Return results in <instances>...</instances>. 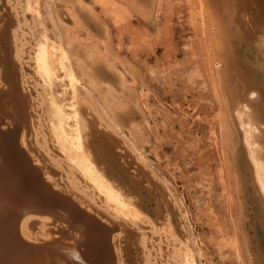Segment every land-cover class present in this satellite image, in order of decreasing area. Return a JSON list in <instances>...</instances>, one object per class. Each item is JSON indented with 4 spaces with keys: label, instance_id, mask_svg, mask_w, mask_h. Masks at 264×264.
I'll return each mask as SVG.
<instances>
[{
    "label": "bare ground",
    "instance_id": "bare-ground-1",
    "mask_svg": "<svg viewBox=\"0 0 264 264\" xmlns=\"http://www.w3.org/2000/svg\"><path fill=\"white\" fill-rule=\"evenodd\" d=\"M69 1L11 0L9 14L0 11V35L6 36L10 22L14 25L5 39L8 42L9 38L13 46L7 50L0 48V125H7L0 128V264H138V257L131 256L134 253L141 255L138 259L143 264H202L196 240L175 228L169 211L172 205L168 209L171 198L161 200L167 192L162 191V185L151 180L150 190L156 203L152 215V210L116 183L94 156L92 150L98 154V143L103 141L107 155L109 146L120 145L125 152L123 159L127 154L139 160L140 165L146 161L141 146L136 140L126 142L121 123L111 114V108L108 111L99 103L90 84L88 87L83 83V72L80 75L72 63L74 49H70L69 36L63 32L64 11L59 9ZM193 3L197 16L195 31H201L204 68L224 112L220 138L224 140L222 145L229 148L228 156L237 173L236 184L241 182L238 155L243 149L252 166L248 165L256 188L264 199V0ZM243 39L256 47L253 64L263 70L261 77L252 69L255 67L242 62L246 60L241 59L243 55H239L237 47ZM28 60L32 69L36 68L44 77L56 75L63 79L53 90L49 89L44 101L31 84ZM64 89L66 96L60 98ZM64 101L74 108L63 109ZM55 148L68 161L61 153L57 158ZM152 176L149 174V178ZM238 185L236 192L242 198L243 189ZM99 197L120 215L109 212L110 217L97 203ZM79 204L108 224L83 211ZM177 204L179 221L184 219L183 223H188L187 213H182L180 202ZM176 206L173 202L172 208ZM259 216L264 224L261 212ZM147 243L153 247L154 256Z\"/></svg>",
    "mask_w": 264,
    "mask_h": 264
},
{
    "label": "rangeland",
    "instance_id": "rangeland-1",
    "mask_svg": "<svg viewBox=\"0 0 264 264\" xmlns=\"http://www.w3.org/2000/svg\"><path fill=\"white\" fill-rule=\"evenodd\" d=\"M10 1L0 0V11H11ZM6 6L10 9L7 10ZM194 6L193 0H70L67 6H60L64 8H59L61 13L64 11L61 15L62 29L69 36L70 49H74L72 63L78 67L76 71L80 75L83 72V83L86 86L90 84L88 87L94 90L91 91L99 103L108 111L111 108V114L121 123V134L126 142L136 140L135 143L141 146L146 161L140 165L139 160L127 154L123 159L125 152L120 145L109 146L107 155L103 141L98 143V154L103 160L95 149L92 152L100 167L127 193L152 210V215L156 205L150 190L152 182H159L164 188L161 190L168 192L161 196L163 202L171 198L168 209L171 205L173 207V202L175 206L180 202L182 213H187L189 222L179 221L176 214L178 204L175 209H169L170 218L179 233L189 234L196 240L202 264H264V224L259 216L261 212L264 218V199L254 183L247 154L241 148L238 169L242 198L236 192L239 190L235 180L237 173L228 156L229 148L227 150L224 143L222 145L224 140L220 138V120L224 112L220 97L216 96L213 82L204 68V52L199 43L201 31L198 28L195 31L197 16ZM12 25L10 22L5 26L7 34H11ZM7 34L0 35L2 50L13 46L9 38L6 41ZM243 40L237 44L239 55L244 56L241 59L246 60L242 62L255 67L252 69L261 77L263 70L253 64L256 63V47L247 39V42ZM28 63L31 84L38 89L44 101L49 96V89L53 90L63 79L56 75L48 79L36 68L32 69L31 60ZM2 67L0 62V69ZM31 90L34 94V88ZM65 92L66 89L59 97L66 96ZM62 108L70 110L74 105L64 101ZM40 111L44 116L42 108ZM6 127L4 123L0 125V128ZM232 127L235 129L236 126L233 124ZM97 130L105 131L101 127ZM56 149L53 151L57 158L58 153L63 158L62 151ZM63 159L68 161L65 157ZM145 172L150 177L153 175L152 178ZM258 201L263 203L262 208ZM97 203L107 214L120 215L103 198L99 197ZM79 206L103 224H108L88 207ZM153 238L156 240V236ZM147 248L153 251L151 255L154 256L150 243H147ZM132 255L141 256L138 253ZM138 258L135 262L143 264ZM151 259L153 261L152 256Z\"/></svg>",
    "mask_w": 264,
    "mask_h": 264
}]
</instances>
